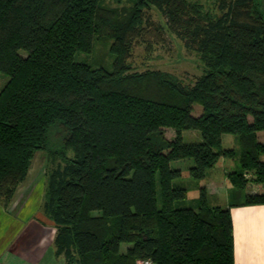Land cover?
<instances>
[{"label": "trees", "instance_id": "16d2710c", "mask_svg": "<svg viewBox=\"0 0 264 264\" xmlns=\"http://www.w3.org/2000/svg\"><path fill=\"white\" fill-rule=\"evenodd\" d=\"M134 1L118 9L103 0H0V71L8 76L0 201L46 151L59 160L47 167L42 209L66 264H234L229 206L209 205L204 187L196 207L177 206L187 187L171 162L191 158L190 176L202 179L218 158L235 155L222 146V135L234 134L239 167L228 180L244 191L242 203H264L263 1L220 0L212 18L188 0ZM146 6L199 54L204 70L191 85L131 69L133 45L163 30ZM94 39H110L111 69L76 59ZM187 129L201 140L184 142Z\"/></svg>", "mask_w": 264, "mask_h": 264}, {"label": "crops", "instance_id": "0c3cea01", "mask_svg": "<svg viewBox=\"0 0 264 264\" xmlns=\"http://www.w3.org/2000/svg\"><path fill=\"white\" fill-rule=\"evenodd\" d=\"M226 171L217 179L205 174L197 186L205 188L207 201L212 198L214 205L230 208L234 264H264V203H242L243 192L232 201ZM43 178L46 181L38 175L26 182L27 174L9 202L0 201V264H66L63 255H56V226L42 209Z\"/></svg>", "mask_w": 264, "mask_h": 264}, {"label": "rangeland", "instance_id": "374dc122", "mask_svg": "<svg viewBox=\"0 0 264 264\" xmlns=\"http://www.w3.org/2000/svg\"><path fill=\"white\" fill-rule=\"evenodd\" d=\"M188 1L196 4L201 12L207 17H217L221 13L218 8L220 0ZM262 1L264 7V0ZM134 4V0H103V5L108 8L130 9ZM143 11L145 17L149 18L150 22H154V25H162L163 30L162 32L155 31L158 35L151 34V36H149L148 34L146 35L145 40L139 39L137 43L133 45L132 55L129 59L131 69L138 71H143L145 69L167 71L180 79L184 84L191 85L196 77L204 70V65L199 54L184 47L183 42L168 29L165 23V18L155 7L146 6ZM110 42V39H94L91 50L89 52H77L76 59L85 61L94 66H103L106 69H111L113 56L109 50ZM149 42H152L150 46L148 45ZM21 53L23 55L25 54L23 51H21ZM7 79L8 76L0 71V90L5 85ZM201 110L202 108L200 104H193L192 113L194 115L201 113ZM172 132L174 134L172 129H166L165 133L167 136H171ZM257 134L258 139L264 141V131H260ZM231 136L234 138L235 135L229 133L222 135V146L227 149H233L236 152L235 155L220 157L213 167L207 169L206 175L217 179L222 169L227 170V175L229 171L239 167V147L235 140L233 142L231 141ZM182 139L184 142L188 143L198 142L201 140V134L198 130H184L182 131ZM51 158L46 151H36L31 161L28 173L29 179L26 180V182H30L29 180L31 178H35L38 175H43V177L46 176L48 165L51 164L54 166L59 160L58 157L53 160ZM192 163L193 160L191 158L178 159L171 162L172 167H180L181 176L177 178V182L182 183L187 187L186 197L179 200V202L176 203L177 206L196 207L195 203L198 201L199 197V186H197V182L199 181L198 179H193L189 174L188 167L191 166ZM248 176H253V174L249 173ZM43 182H45L44 178ZM220 185H222V183ZM232 190H229V197L232 201H235L236 197L241 195L242 192L244 193L243 190L234 187ZM213 201L212 198H209L208 204L214 205L215 203Z\"/></svg>", "mask_w": 264, "mask_h": 264}, {"label": "built area", "instance_id": "2783aa9c", "mask_svg": "<svg viewBox=\"0 0 264 264\" xmlns=\"http://www.w3.org/2000/svg\"><path fill=\"white\" fill-rule=\"evenodd\" d=\"M135 264H158V263L150 258H139L135 261Z\"/></svg>", "mask_w": 264, "mask_h": 264}]
</instances>
